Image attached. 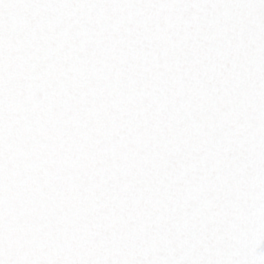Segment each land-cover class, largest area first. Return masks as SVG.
Wrapping results in <instances>:
<instances>
[{
  "label": "snow or ice",
  "instance_id": "snow-or-ice-1",
  "mask_svg": "<svg viewBox=\"0 0 264 264\" xmlns=\"http://www.w3.org/2000/svg\"><path fill=\"white\" fill-rule=\"evenodd\" d=\"M0 264H264V0H0Z\"/></svg>",
  "mask_w": 264,
  "mask_h": 264
}]
</instances>
